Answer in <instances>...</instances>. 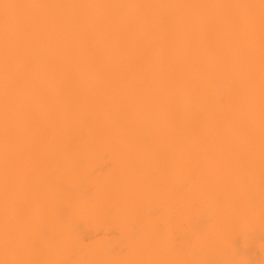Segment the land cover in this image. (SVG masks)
Masks as SVG:
<instances>
[{
  "label": "bare ground",
  "instance_id": "1",
  "mask_svg": "<svg viewBox=\"0 0 264 264\" xmlns=\"http://www.w3.org/2000/svg\"><path fill=\"white\" fill-rule=\"evenodd\" d=\"M0 264H264V0H0Z\"/></svg>",
  "mask_w": 264,
  "mask_h": 264
},
{
  "label": "snow or ice",
  "instance_id": "2",
  "mask_svg": "<svg viewBox=\"0 0 264 264\" xmlns=\"http://www.w3.org/2000/svg\"><path fill=\"white\" fill-rule=\"evenodd\" d=\"M4 7H6V8H7V7H9V5H6V4H5V5H4Z\"/></svg>",
  "mask_w": 264,
  "mask_h": 264
}]
</instances>
